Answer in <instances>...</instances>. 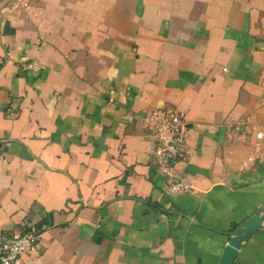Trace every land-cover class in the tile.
I'll return each mask as SVG.
<instances>
[{
    "label": "crops",
    "instance_id": "1",
    "mask_svg": "<svg viewBox=\"0 0 264 264\" xmlns=\"http://www.w3.org/2000/svg\"><path fill=\"white\" fill-rule=\"evenodd\" d=\"M168 107L191 194L151 159ZM0 145V254L42 228L18 264H220L264 206V0H0ZM234 264H264V228Z\"/></svg>",
    "mask_w": 264,
    "mask_h": 264
},
{
    "label": "built area",
    "instance_id": "2",
    "mask_svg": "<svg viewBox=\"0 0 264 264\" xmlns=\"http://www.w3.org/2000/svg\"><path fill=\"white\" fill-rule=\"evenodd\" d=\"M36 64H31L34 67ZM7 114H13L10 106ZM191 127L185 112L177 108H158L146 115L144 132L152 143L151 159L166 179V188L171 194H191L194 192L187 176L178 172L176 164L185 158L184 147ZM261 134H259V137ZM0 145V159L5 160ZM42 228L32 222H25L19 230L9 234L0 254V264H18L27 255L39 254Z\"/></svg>",
    "mask_w": 264,
    "mask_h": 264
},
{
    "label": "water",
    "instance_id": "3",
    "mask_svg": "<svg viewBox=\"0 0 264 264\" xmlns=\"http://www.w3.org/2000/svg\"><path fill=\"white\" fill-rule=\"evenodd\" d=\"M264 206L255 214L242 222L236 229L228 234L230 240L225 248L220 264H234L241 248V243L251 234L264 228Z\"/></svg>",
    "mask_w": 264,
    "mask_h": 264
}]
</instances>
